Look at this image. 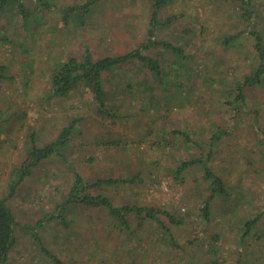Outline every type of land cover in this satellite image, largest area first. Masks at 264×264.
<instances>
[{
	"label": "rangeland",
	"instance_id": "374dc122",
	"mask_svg": "<svg viewBox=\"0 0 264 264\" xmlns=\"http://www.w3.org/2000/svg\"><path fill=\"white\" fill-rule=\"evenodd\" d=\"M21 1L35 20L26 24L15 12L4 13L0 19V34L11 39L0 40V66L6 68L0 78V198L7 197L15 171L32 147L53 141L74 119L83 117V121L81 134L71 136L61 156L55 152L39 161L6 199L16 221V244L5 264H53L41 248L64 264H264V216L246 244L239 240L243 222L264 210V146L259 142L264 138V89H254L232 114L223 106L229 89L256 61L248 33L236 49H224L220 43L222 36L245 26L238 5L233 0H174L161 9L157 19L164 24L156 38L192 54L186 62L191 67L180 76L183 88L164 90L151 102L144 100L145 86L139 85L148 73L134 62L126 70L104 75L110 92L107 99L119 105L117 113L125 115L104 118L96 113L86 87L66 97L53 96L50 77L61 62L81 56L85 46L94 58L134 49L145 38L151 0H95L82 15L68 14L67 8L88 0H47L49 9H42L39 0ZM250 1V9L257 14L253 29L264 37V0ZM171 15L174 20L166 23ZM152 52L163 67L174 68L175 59L169 53ZM201 81L203 85L198 84ZM127 84L134 98L127 93ZM162 97L170 106L165 115L157 113L163 110ZM214 125L229 128L220 143L224 151L215 148L210 165L227 181L231 198L230 202L214 199L210 220L205 222L201 208L209 182L199 166L176 173L177 160L194 152L162 131L189 129L205 141ZM167 137L174 143L163 144ZM108 139L127 148L109 147ZM74 172L85 182L137 174L141 180L103 185L91 192L108 197L114 206L146 205L186 214L185 224L172 228L179 248L155 224L144 221L138 228L137 217L132 218L130 231H125L105 209L74 204L61 208ZM26 226L36 229L41 247ZM214 233L220 239L212 255L207 250Z\"/></svg>",
	"mask_w": 264,
	"mask_h": 264
},
{
	"label": "trees",
	"instance_id": "16d2710c",
	"mask_svg": "<svg viewBox=\"0 0 264 264\" xmlns=\"http://www.w3.org/2000/svg\"><path fill=\"white\" fill-rule=\"evenodd\" d=\"M235 4L238 5L240 9L239 17L241 22L245 24L243 30L238 33L225 34L220 39L221 46L224 49H236L242 46V35L248 33L252 36L254 43L252 44L253 51L255 53L256 61L252 63L229 89L226 96L228 99L224 101L223 106L234 112L238 110L245 102L247 95L253 92L254 89H264V37L256 30L253 29L254 25L257 23V14L252 11L250 0H233ZM39 4L42 9H49L51 6L47 0H39ZM174 0H151L150 3V16L148 29L146 31L145 38L140 41L134 49L128 51L124 54L110 55L106 54L97 58H94L89 52L87 46H85L83 54L79 57H69L65 61L61 62L57 69L52 73L50 77L51 94L58 97H66L70 93L76 91L79 88L86 87L89 90L91 98L93 100V106L96 108V113L104 118L118 117L122 118L125 115L117 113L119 105L112 104L107 99L109 95V89H107L103 83V78L105 74H110L115 70H121L122 68L126 70L127 66L133 65L137 62L143 69L148 73L145 79L139 86H145L144 89V100L149 102L156 96H160L161 92L164 90L170 92V88H183L180 81V76L182 73L191 66L186 63L192 54L186 52L183 47L176 45L172 42L165 40H158L157 30L161 26L158 19V13L161 9L170 5ZM95 0H88L86 4L69 6L68 14L76 12L80 15L92 9ZM15 12L24 23L28 24L32 20H35V15L30 12L21 0H0V19L4 13ZM34 15V16H33ZM69 15H66V17ZM175 15L167 17L166 23L173 21ZM79 20L81 18L79 17ZM192 32L191 29H187V33ZM0 40L5 43L10 42L11 39L0 34ZM163 50L171 55L172 59H175L173 67H168L166 69L162 66L160 59L157 57V53L152 52L153 50ZM147 52V53H146ZM253 67V68H252ZM184 69V71H183ZM5 66H0V78L2 77V72L5 71ZM221 71H219L220 73ZM174 75H173V74ZM185 73V72H184ZM203 85V81L198 83ZM129 84H127V93L134 98V93L131 92ZM187 95H190L193 88L186 89ZM51 95V96H52ZM170 96V95H169ZM167 99V97H165ZM162 99H164L162 97ZM164 99L160 101L163 110L157 112L161 115L169 113L170 106L167 100ZM112 104V105H111ZM142 108V107H141ZM257 111L254 110L253 113ZM182 114L186 115V111ZM230 115L227 116L228 121ZM255 119V118H254ZM256 120V119H255ZM83 121V117L74 119L70 124L64 126L59 132L58 136L51 142L44 145L42 148L32 147L28 153V157L22 163L20 167L15 171V178L12 179L7 197L0 198V264H5L7 260L8 253L16 244V238L14 235L15 230V218L11 210L6 205V199L14 195L17 187L22 183V181L30 175V172L38 162L47 158L57 152L61 156L63 148L65 147L68 140L71 139L73 134L80 133V124ZM79 125V126H78ZM192 130H180L178 128L172 129L167 132L163 129L162 134L168 133L171 139H179L185 142L187 148L191 149L194 153L192 157H185L183 159H178L176 162L177 170L176 173L179 174L186 169H194L195 166H199L200 170L203 172L205 179L209 182V194L203 202L201 208L202 217L205 222L210 220L212 209L211 203L214 199L229 200L231 198L230 187L222 177H220L215 171H213L210 163L214 155L215 148L221 150L220 143H223L226 135L229 134V128H224L221 126L214 125L212 132L206 136L207 145H203L205 141H201L196 137ZM81 134V133H80ZM168 140V141H167ZM163 144L169 145L170 142L174 143L173 140L162 139ZM158 145L161 144V140L156 141ZM259 142L264 146V138H260ZM105 145L112 147H122L124 150L126 145L121 144L116 139H108ZM263 150V149H262ZM221 151H224L222 149ZM73 183L69 189L66 200L61 204V208L68 204L80 205L83 207H93L105 209L107 215L113 217L119 225L125 230L130 231L132 218H139L136 221V226L143 227L145 222L150 224H155L157 229L161 231L163 236L170 242L175 248H179V244L172 235V228L175 226H180L185 224L187 221L186 214H177L171 209H155L152 206L146 205H127L114 206L111 200L102 194H93L91 191L94 188L101 187L103 185L111 186L116 184H128L133 183L135 180H141L137 174L130 175L124 178H98L90 182H85L82 176L78 172H74ZM230 202V200H229ZM264 216V210L256 213L251 218L243 222L241 228V235L239 240L241 243H247V237H249L251 231L258 225L261 217ZM145 221V222H144ZM41 223L42 221H37ZM63 225H66L65 221H62ZM31 230V237L41 247V240L36 233V229L32 226H26ZM259 239V237H257ZM220 235L214 233L210 238V246L208 252L212 255L215 253V243L219 241ZM188 244L193 242L192 240L186 241ZM41 251L49 256L48 258L53 262V264H64V262L57 256L48 253L44 248ZM241 263V262H238Z\"/></svg>",
	"mask_w": 264,
	"mask_h": 264
}]
</instances>
